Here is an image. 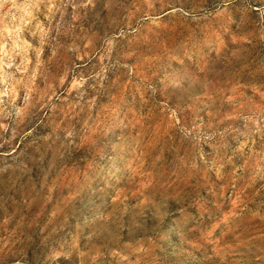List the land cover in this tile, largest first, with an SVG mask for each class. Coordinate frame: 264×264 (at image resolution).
<instances>
[{
  "label": "rangeland",
  "instance_id": "rangeland-1",
  "mask_svg": "<svg viewBox=\"0 0 264 264\" xmlns=\"http://www.w3.org/2000/svg\"><path fill=\"white\" fill-rule=\"evenodd\" d=\"M0 264H264V0H0Z\"/></svg>",
  "mask_w": 264,
  "mask_h": 264
}]
</instances>
